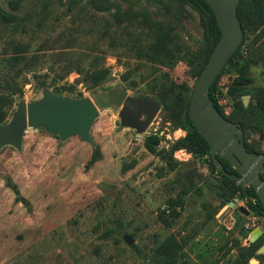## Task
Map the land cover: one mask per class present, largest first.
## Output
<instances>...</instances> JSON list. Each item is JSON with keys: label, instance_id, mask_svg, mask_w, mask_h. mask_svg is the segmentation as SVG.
<instances>
[{"label": "rangeland", "instance_id": "obj_1", "mask_svg": "<svg viewBox=\"0 0 264 264\" xmlns=\"http://www.w3.org/2000/svg\"><path fill=\"white\" fill-rule=\"evenodd\" d=\"M89 1L0 0V94L21 86L0 122V264H156L155 250L170 235L180 242L176 264H249L244 250L252 234L264 232V218L238 193L229 209L209 157L184 148L182 156L174 147L187 134L175 96L181 85L193 88V66L179 57L157 62L144 52L155 21L175 37L178 56L188 49L202 60L200 16L167 0H107L103 13ZM3 14L12 16L10 23ZM118 17L122 31L113 23ZM106 29L116 30L118 40ZM256 34L247 32L246 42ZM252 60L253 82L264 87V44ZM76 68H105L103 82L93 87ZM111 92L157 106L151 116L139 114L143 132L122 124L124 104L95 107L96 98ZM46 96L74 106L88 102L96 114L75 122L65 109L39 112ZM159 96L170 98L177 118ZM218 102L228 116L233 102L222 96ZM244 126V141L264 153V131ZM150 141L152 152L144 147Z\"/></svg>", "mask_w": 264, "mask_h": 264}, {"label": "trees", "instance_id": "obj_2", "mask_svg": "<svg viewBox=\"0 0 264 264\" xmlns=\"http://www.w3.org/2000/svg\"><path fill=\"white\" fill-rule=\"evenodd\" d=\"M153 2H158L159 4L165 0H151ZM169 2L178 3L180 5H188L194 9L200 16L201 25L204 29V40H203V52L204 56L201 60V56L195 54L194 52L186 49L182 56H178L182 48L179 47L174 42L173 36L167 32L166 27L161 22H151L148 25L150 36L152 38L151 42L148 45V48L144 51L148 59L161 62L165 58L175 59L179 57L181 60L188 61L193 66L192 75L194 78H198L201 71L203 70L209 55L211 54L214 46L216 45L220 32L217 26L214 14L212 13L210 7L206 4L205 0H167ZM90 7L96 12H106L109 10L107 0H90ZM236 14L241 24L243 30V40L237 50L232 54L222 71L216 77L214 82L211 84L208 90V95L213 103L216 111L223 116L226 120L232 123H239L243 134L245 135V124L252 127L258 132L264 131V87L257 86L253 82V78L250 75V66L254 64L252 60V55L254 51L260 47L261 44H264V0H240ZM147 14L143 15L147 21ZM123 17L115 18L116 22H113L116 28H119L121 31L123 27L121 26V20ZM2 19L10 23L13 19L10 14H3ZM110 27V23H108ZM114 30L112 35L109 33V30L106 29L103 33H106L111 41H117V36L115 35ZM247 32L257 34L254 37V40L250 43H247ZM243 47L245 49L243 50ZM174 56V57H173ZM20 57L15 59L19 61ZM93 69H82L76 68L78 74L84 80H90V85L93 87L99 86L103 81L102 76L105 75L104 70ZM221 77H227L228 81L225 86H219L218 81ZM93 81V83L91 82ZM44 84V82H43ZM12 84L11 90L4 94H0V122L4 121L8 110L12 107L14 102L13 96L21 93V86H16ZM182 87V88H181ZM179 93L176 98V105L174 107L178 110V116L180 118V123L187 130V134L184 138L176 142L175 148L187 149L193 151L197 156H208L209 157V166L212 170L217 172L218 176L224 181L225 189L224 193H228L223 204H228L231 198L238 193L241 198L245 199L248 203L250 209L261 217L264 218V209L258 200L255 191L251 187L242 188L235 184L234 181L227 178L221 174L212 164V160L208 151L207 141L200 136L195 127L192 125V122L188 115V105L189 98L192 92V88H188L184 85H181ZM61 89L66 91L73 90L71 85H63ZM228 98V101H232L231 111L228 116H226L218 104V97ZM248 96L249 103L244 106L242 97ZM165 102L162 100V97H158L159 102L163 106V109L169 114H167L172 120L177 118V114L174 108L168 107L169 97L166 96ZM152 142L145 143L144 147L147 151L152 152ZM245 149L248 152L262 154L260 151L251 148L243 138ZM219 163L222 165L224 170L230 174H236V172L231 168L230 164L218 157ZM260 178L264 180V174H260ZM159 219L169 225L170 222L166 218L159 216ZM248 234L247 230H243L241 234L243 238H246ZM264 244V232L261 236L254 241L246 250V262L251 258L261 260L264 259V255H256L257 251ZM180 249V242L174 235H170L165 238L155 250L156 256L154 261L156 264H176L177 254Z\"/></svg>", "mask_w": 264, "mask_h": 264}, {"label": "water", "instance_id": "obj_3", "mask_svg": "<svg viewBox=\"0 0 264 264\" xmlns=\"http://www.w3.org/2000/svg\"><path fill=\"white\" fill-rule=\"evenodd\" d=\"M239 1L205 0L214 14L220 37L193 85L188 115L192 125L208 143V151L213 166L221 174L234 181L236 185L242 188L251 187L264 209V180L260 178V174H264V153H251L245 149L243 130L240 124L232 123L221 116L208 95L209 87L243 40V30L236 14ZM244 97L248 98V96ZM101 98L107 100L104 101ZM94 103L95 107L124 104L125 114H123L122 124L139 133L144 131L143 126L138 121L139 114L144 112L148 113L147 116H151L157 109V106H152L147 100H140L136 103L132 99H125V93H105L96 98ZM243 104L244 106L247 105L246 100L243 101ZM38 107L39 112L48 108H55V111L65 109L66 117L68 114L69 117L74 115L75 122H83L96 114V108L88 102L74 106L71 102L58 101L50 96H46ZM24 124L25 119L17 121L16 131H21ZM218 157L226 160L236 174L227 173L219 163ZM235 202H237V198H233L228 203L229 209L235 206ZM261 234L262 231L258 229L249 237V242L253 243ZM124 240L127 245L132 244L129 237H124ZM256 254H264V245L256 251ZM249 264H258V260L252 258Z\"/></svg>", "mask_w": 264, "mask_h": 264}, {"label": "built area", "instance_id": "obj_4", "mask_svg": "<svg viewBox=\"0 0 264 264\" xmlns=\"http://www.w3.org/2000/svg\"><path fill=\"white\" fill-rule=\"evenodd\" d=\"M218 104H219V102H218ZM177 153L181 154L182 156H187L188 155L184 149H180V150L176 151V154Z\"/></svg>", "mask_w": 264, "mask_h": 264}]
</instances>
